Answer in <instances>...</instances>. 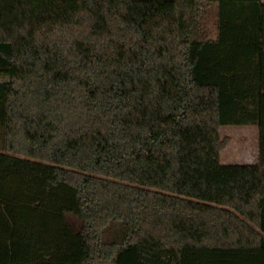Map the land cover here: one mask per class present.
<instances>
[{
  "label": "trees",
  "instance_id": "16d2710c",
  "mask_svg": "<svg viewBox=\"0 0 264 264\" xmlns=\"http://www.w3.org/2000/svg\"><path fill=\"white\" fill-rule=\"evenodd\" d=\"M0 264H264V0H0Z\"/></svg>",
  "mask_w": 264,
  "mask_h": 264
},
{
  "label": "rangeland",
  "instance_id": "374dc122",
  "mask_svg": "<svg viewBox=\"0 0 264 264\" xmlns=\"http://www.w3.org/2000/svg\"><path fill=\"white\" fill-rule=\"evenodd\" d=\"M221 137L224 141H228L225 150L223 151V156H244V153L254 154L255 149L258 147V128L256 127H224L221 129ZM245 147L247 148L245 150ZM221 155V156H222ZM230 164H237L236 162ZM70 222L78 228L80 225L79 220L70 215Z\"/></svg>",
  "mask_w": 264,
  "mask_h": 264
},
{
  "label": "crops",
  "instance_id": "0c3cea01",
  "mask_svg": "<svg viewBox=\"0 0 264 264\" xmlns=\"http://www.w3.org/2000/svg\"><path fill=\"white\" fill-rule=\"evenodd\" d=\"M236 127V126H234ZM242 127H255L256 126H242ZM247 148L245 147V150ZM221 162L224 165H231L230 163L236 162L237 164H243V165H257L259 162V130H258V147L255 149V153L254 154H245L244 156H235V155H227L225 156H221Z\"/></svg>",
  "mask_w": 264,
  "mask_h": 264
}]
</instances>
